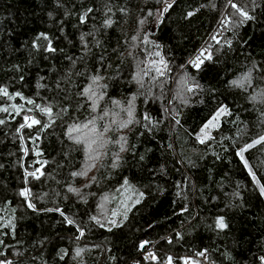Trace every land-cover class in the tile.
<instances>
[{
	"label": "trees",
	"instance_id": "1",
	"mask_svg": "<svg viewBox=\"0 0 264 264\" xmlns=\"http://www.w3.org/2000/svg\"><path fill=\"white\" fill-rule=\"evenodd\" d=\"M163 2L0 0V88L53 113L48 127L17 132L23 114L0 112V261L163 264L170 254L182 264L180 255L203 252L204 264H264V196L236 154L264 135V0H232L253 17L243 23L229 0H169L156 18ZM145 32L163 74L136 84ZM197 56L199 68L191 63ZM101 76L93 111L84 89ZM129 96L135 108L121 134L124 151L117 161L105 152L93 177H83L84 150L69 129ZM13 104L32 107L0 96V106ZM221 107L228 114L200 143L198 130ZM24 114L49 123L39 110ZM107 136L120 150L121 136L112 129ZM244 159L264 185V143ZM124 187L134 195L116 226L98 207H116Z\"/></svg>",
	"mask_w": 264,
	"mask_h": 264
},
{
	"label": "rangeland",
	"instance_id": "2",
	"mask_svg": "<svg viewBox=\"0 0 264 264\" xmlns=\"http://www.w3.org/2000/svg\"><path fill=\"white\" fill-rule=\"evenodd\" d=\"M164 6H165V3L164 2L161 3L159 9H157L158 13L155 14L156 18L158 17V15L160 14V12L164 8ZM222 28H223V25L219 27V30L221 31ZM146 35H147L146 32L144 34H142L143 37H145ZM218 35L219 34L215 35V37H214L215 40H217L219 38ZM138 37H140V36H137L136 39ZM136 39H132V42L136 41ZM141 44L143 46V49L141 48V50L144 53V57H143V60L141 59V57L138 58L137 60H135V65L137 64V66L139 67V69L135 70L136 74H135L134 80H135L136 84H142L143 83L142 79L144 78L145 75H143L142 70H146L147 67L152 66L151 65L152 61H155L156 63L154 66H152V71H150L149 75H147V76L153 77L156 75L157 76L160 75L155 71L156 67H159L161 69V72L163 70V63H161L160 56L155 55V53H157L159 51L157 49H155L153 45H151L149 39H147V43H145V38H142ZM202 55L204 57H206L207 56L206 51L204 53L202 51ZM137 86H139V85H137ZM86 88H90L91 91L97 93V104H98L99 101L101 100V90L103 88L102 76L96 82H93V78H92V80L90 81L89 85ZM143 91H144V89H143ZM86 96L89 99L88 94H86ZM89 100L92 102L91 99H89ZM113 105H114V108H112V110L108 109L105 106L106 109L102 110L100 112V114L99 113H97L96 115L93 114L92 118L90 119V121L95 120V126L97 129V132L98 133L99 132L104 133L103 139L108 141L107 144H103V140L97 139V136L90 132V129L92 127L91 124H89L88 128L81 127L79 132H73L74 138L80 139L81 142L79 144L82 145L83 150H84V155H83L84 160H83V168H82L83 177H86V176H87V178L93 177L94 172L96 171V166L101 161L105 152H107V151L111 152V157L115 161H117V158L119 157L118 151H121V150H119L117 145H115L113 147L111 146V144H112L111 142L113 140L108 138V136H107L108 131L104 132V129H105V127H107L108 129H112L118 133V138L121 136V134L129 127V126L124 127V128L119 127V125L121 123H123L129 119V117H128V109L129 108H131L132 113H133L132 120L134 119V108H135L134 98H133V96H129L125 100L119 99L118 101L113 102ZM221 108H223V107H221ZM105 112L108 113L107 116H104ZM216 112L209 118V120L212 119V117L216 114ZM101 117H103V118L101 119ZM218 122H219V120L217 121V124H218ZM88 123H89V121L81 123L80 125H77V126H82V125L88 124ZM203 126L198 130L196 137L198 136V134H200ZM213 129L214 128L209 130V135ZM89 140H96V143L92 145V148L95 150V153L98 155V158H96L94 160H90L89 159V153L86 152V143L85 142L89 141ZM75 142H76V140H75ZM120 195H121V197L117 201L116 207H113L112 205L110 206L107 201H101V204L98 207L101 219L107 220L109 218L108 221H113L117 217L118 213L122 214L128 208V206L131 202V199H132V195H134L133 192L130 189H128L127 187H124L120 191ZM113 213H115V215H113ZM150 248H152V247H150ZM180 259H181V257H180ZM165 261H167L166 257H165ZM181 261H182V259H181ZM169 262H170V264H173L171 258H170ZM182 264H183V261H182ZM187 264H204V261L202 262L198 258H193L191 261H188Z\"/></svg>",
	"mask_w": 264,
	"mask_h": 264
},
{
	"label": "snow or ice",
	"instance_id": "3",
	"mask_svg": "<svg viewBox=\"0 0 264 264\" xmlns=\"http://www.w3.org/2000/svg\"><path fill=\"white\" fill-rule=\"evenodd\" d=\"M229 4L231 5L232 8L236 9V11L239 13V15L241 17H243L244 19L240 21V23H243L244 20H251L253 17L250 16L248 14L247 11L237 7V5L235 3L232 2V0H229ZM171 3L169 2V0H165V7L163 9V11H167L169 7H171ZM91 11V10H89ZM151 15V13H149ZM194 13L193 12H188V16H192ZM83 19V18H81ZM105 26H111L112 24V21L110 19L108 20H105ZM141 23H143V21H141ZM133 39H136L135 37H133ZM145 43H147V39L145 37ZM49 51H52L53 49L51 48V46H49ZM155 55L159 56V52L155 53ZM155 61H152L151 62V65L154 66L155 65ZM161 63H163V61L161 60ZM193 67H196V68H199L201 63H203V60L201 59V56H197V58L194 60V61H191ZM152 66H149L146 68V70H142L143 71V75L147 76L149 75V72L152 71ZM155 71L158 73V74H163L161 72V69L159 67H156L155 68ZM100 79V77H93V82H96ZM248 80V77H245V81ZM183 83L187 84V80H184L182 81ZM196 87H199V85H196ZM194 89L193 87L189 86L187 87V91L188 92H192ZM84 92L85 94H88L89 96V99L92 100V104H93V111H95L96 109V106H97V93L96 92H93L91 91L90 88H85L84 89ZM0 96H3V97H6L8 100H13L16 98V96H19L21 100H24L26 102V104L28 105H32L31 108H25V106L23 104L21 105H10V106H0V112H5V113H8L10 111V108L11 110H13L15 112V114L17 116L19 115H22L23 114V123L20 124L19 128L17 129V132H19L21 129L25 128V127H28V128H31L33 125H41L42 127L46 128L50 125V123L52 122V117H53V113H52V109L51 107H48V106H41L40 104L38 103H35L32 99H29V98H26V97H23L21 96L19 93H16L15 95H11L8 93L7 89L5 88H0ZM262 96H264V94H262ZM255 99V97L253 98ZM118 103V102H117ZM33 110H39V112L43 115H47L49 117V123H46V124H42L41 120L40 119H37L35 116H32V115H28V114H24V113H31ZM225 114H228L227 112V109L226 108H220L218 109V111L216 112V114L212 117V119H210L204 126L203 128L201 129V132L200 134H198L197 136V139L199 140L200 143H205L206 140H211L212 137L209 135V130L212 129V128H215V127H218V124H217V121L219 120V118L222 116V115H225ZM108 113L105 112L104 113V116H107ZM132 116H133V113H132V110L131 108L128 109V117L129 119L123 123H121L119 125L120 128H124V127H127L128 124L132 123ZM103 117H101L102 119ZM145 119H148L147 117H145ZM5 123L4 120L0 119V124H3ZM89 124L92 125L91 129H90V132L95 134L97 136V139H101L103 140V144H107L108 141L103 139L104 137V133L103 132H97V129H96V126H95V120H92V121H89L88 124H84L82 126H73L69 129V136L70 138L72 139H75L77 143H80V139L79 138H74L71 136V133L73 132H79L80 131V128L81 127H84V128H88ZM109 129L107 127H105L104 129V132H107ZM125 140V138L123 136L120 137V141H118V143H121V147H120V150L121 151H124V147H123V141ZM86 152L89 153V159L90 160H94L96 158H98V155L95 153V150L92 148V145L96 143V140H89V141H86ZM261 143H264V135H260L258 138L252 140L251 143H248V144H245L243 147L239 148L238 151H237V156H239L241 158V161L244 163V166L246 168L249 169V174L252 176V179H253V182L257 185V187L259 188V191H260V194L262 196H264V185H261L260 182L257 180L256 178V175L255 173H253L252 169L249 167L248 165V162L244 159V153L250 149V148H253L255 145L257 144H261ZM95 153V154H94ZM116 166V163H113V167ZM37 171H39V169H37ZM82 173H73V175H80ZM28 175H31L33 177H36V173L33 172V173H28ZM38 178V177H36ZM127 183V182H126ZM69 192H74V193H77L79 194V190L78 189H75V188H72V187H69L68 189ZM21 196H25L27 197L28 195H30V193H28L27 190H24L20 193ZM137 203L139 202V200L136 201ZM28 207H33V205L31 203L28 204ZM56 211H59V209H55ZM48 211H53V209H48ZM127 211V209H126ZM61 215L63 216V213L61 212ZM113 215H115V213H113ZM65 219L67 220V223L68 224H74L76 223L73 219H70V218H67L65 217ZM92 220H94L97 224H100V221L96 218V217H91ZM110 223L118 226L116 224V221H110ZM218 226L220 228H223L225 227V224L221 219L218 220ZM101 227H103V224H100ZM79 232H80V235L82 236L84 233H83V229L81 228H78L77 229ZM143 247V245H141ZM77 255H79V252H77ZM151 255V254H150ZM199 255L203 256L204 253L201 252L199 253ZM0 264H12L11 261H0Z\"/></svg>",
	"mask_w": 264,
	"mask_h": 264
},
{
	"label": "built area",
	"instance_id": "4",
	"mask_svg": "<svg viewBox=\"0 0 264 264\" xmlns=\"http://www.w3.org/2000/svg\"><path fill=\"white\" fill-rule=\"evenodd\" d=\"M214 37H215V36H214ZM152 252H153V248H150V249L144 251V252L141 254V256H142L143 258H145V259H149V258H151V256H152ZM150 254H151V255H150ZM170 257H171L170 254H166V260H167V261H165L164 264H170V262H169V261H170ZM180 257H181V259H182V261H183V264H187L188 261H191L193 258H198V259L201 260L202 262L204 261L202 256L200 257V256H196V255H194V254L180 255ZM204 263H205V262H204Z\"/></svg>",
	"mask_w": 264,
	"mask_h": 264
},
{
	"label": "water",
	"instance_id": "5",
	"mask_svg": "<svg viewBox=\"0 0 264 264\" xmlns=\"http://www.w3.org/2000/svg\"><path fill=\"white\" fill-rule=\"evenodd\" d=\"M187 14H188V13H187ZM187 14H186V17L188 16Z\"/></svg>",
	"mask_w": 264,
	"mask_h": 264
}]
</instances>
